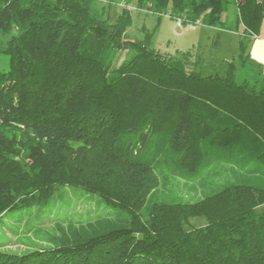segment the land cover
<instances>
[{
    "label": "trees",
    "instance_id": "trees-1",
    "mask_svg": "<svg viewBox=\"0 0 264 264\" xmlns=\"http://www.w3.org/2000/svg\"><path fill=\"white\" fill-rule=\"evenodd\" d=\"M104 2L120 11L0 0V217L53 213L74 190L109 209L56 224L48 247L0 251V264H264V75L249 54L264 0ZM129 6L235 31L237 54L204 74L191 51L128 38ZM246 65L254 76L238 82ZM174 180L200 197L159 198Z\"/></svg>",
    "mask_w": 264,
    "mask_h": 264
},
{
    "label": "rangeland",
    "instance_id": "rangeland-1",
    "mask_svg": "<svg viewBox=\"0 0 264 264\" xmlns=\"http://www.w3.org/2000/svg\"><path fill=\"white\" fill-rule=\"evenodd\" d=\"M106 8V16L110 18L115 11H120L121 6H105L104 0H95L94 8ZM132 13L131 26L126 29L128 38L144 40L147 46L161 53H174L176 51H191L197 58L207 64L202 71L204 74L211 72L216 65L235 57L238 50L239 35L235 31L221 30L204 25L183 26L178 21L167 16L157 19L146 11H136L129 6ZM227 25L235 27V9L230 7L227 16ZM264 30L258 38L263 39ZM128 52V54H127ZM121 51L114 59L110 70L116 68L122 61L129 60L132 51ZM215 65V66H214ZM7 58L0 57V70L7 69ZM255 69L246 65L239 68L236 79L252 80ZM179 183V185L177 184ZM181 181L174 180L172 189L167 187L159 189V198L164 200L194 201L200 196V190H194L189 185L181 186ZM162 192V193H161ZM203 194V193H202ZM87 201H92L87 202ZM98 198L80 190L69 191L57 200L53 213L40 215L35 208L28 210H11L0 217V251L12 254H22L34 249L50 246L47 242L50 235H58L56 224L63 226L70 223H84L88 218L102 214L107 215L108 207L97 204Z\"/></svg>",
    "mask_w": 264,
    "mask_h": 264
},
{
    "label": "crops",
    "instance_id": "crops-1",
    "mask_svg": "<svg viewBox=\"0 0 264 264\" xmlns=\"http://www.w3.org/2000/svg\"><path fill=\"white\" fill-rule=\"evenodd\" d=\"M249 54L252 60L262 66L264 75V37L263 39L256 37L251 41L249 46Z\"/></svg>",
    "mask_w": 264,
    "mask_h": 264
},
{
    "label": "built area",
    "instance_id": "built-area-1",
    "mask_svg": "<svg viewBox=\"0 0 264 264\" xmlns=\"http://www.w3.org/2000/svg\"><path fill=\"white\" fill-rule=\"evenodd\" d=\"M185 28H188V27H184V29H185Z\"/></svg>",
    "mask_w": 264,
    "mask_h": 264
}]
</instances>
